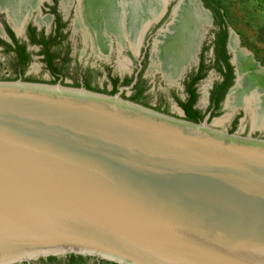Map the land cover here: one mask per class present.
I'll return each instance as SVG.
<instances>
[{
    "label": "water",
    "instance_id": "water-1",
    "mask_svg": "<svg viewBox=\"0 0 264 264\" xmlns=\"http://www.w3.org/2000/svg\"><path fill=\"white\" fill-rule=\"evenodd\" d=\"M199 2L208 31L213 16ZM9 11L0 2L23 34L30 18L18 33ZM113 42L136 55L129 41ZM244 48L240 67L230 58L225 107L240 88L264 91V67ZM61 78L0 79V264L69 254L115 264H264V137L211 126V110L201 121L164 113L123 97L130 86L111 94ZM241 105L233 111L246 115Z\"/></svg>",
    "mask_w": 264,
    "mask_h": 264
},
{
    "label": "rangeland",
    "instance_id": "rangeland-1",
    "mask_svg": "<svg viewBox=\"0 0 264 264\" xmlns=\"http://www.w3.org/2000/svg\"><path fill=\"white\" fill-rule=\"evenodd\" d=\"M59 3V10L62 17L67 21V40L64 44L59 46V52L62 53L66 47H69L70 60L69 64L64 65L59 63L62 67L63 76L61 78V83L64 85H73L80 80L82 70L92 69L95 73L92 83L98 88H110L111 84L109 82V76L107 75L106 69L109 70L115 76H124L125 74H130L135 65L138 62L140 53L143 52L146 43H142L137 49L136 55L128 47H124L122 50L116 45L115 42L112 43V52L107 59L100 58L96 55L93 50V46L90 40H85L83 33L77 30L75 27L76 14L75 9L77 7V0H70L68 8L65 10L62 7V0H57ZM176 1L167 2L166 12L162 15L159 21L155 22L152 27L147 31L146 37L152 42L153 38L156 36L157 28L159 26H164L168 21V16L170 10ZM219 4L223 11L227 15V23L232 31L238 37L242 46L248 48L253 52L254 57L264 66V0H215ZM52 3V0H40L35 11L39 9L40 14L35 16V22L31 19L25 24L32 23L39 29L47 30L48 32L53 26V17L49 13L48 7ZM165 6V8H166ZM48 15L50 19L44 20L39 24L36 19L38 16L44 17ZM46 16V17H48ZM72 20L74 25L72 24ZM0 21H7L5 12H0ZM74 28V29H73ZM214 26H211L203 37L198 58L201 59V55L204 53L206 58V63H210L213 56L212 41L214 39ZM20 40L25 37V32L23 34L17 35ZM4 37L0 36L1 40ZM30 52L32 53V59L30 63L25 68L24 76L26 78L34 79L35 81L55 83L52 82L55 76L50 73L42 57L37 52V47L29 46ZM147 58L144 67V77L148 81L149 88L146 94L141 98L140 103H145V105L155 108L164 113L174 115V116H184V110L179 105L178 99L186 100L187 94L185 90V84L190 78V75L195 73L198 68V62H190L186 66L182 73V77L176 84L170 85L164 79L160 71V60L159 57L152 53V59L150 58V44L146 48ZM231 56L232 53L230 52ZM156 56V57H155ZM15 58L11 53H5L0 45V79H17L18 76L16 68L14 67ZM121 62V63H120ZM125 64L126 68L121 69L120 64ZM192 64V65H191ZM188 68V69H187ZM17 77V78H16ZM221 75L214 69L210 68L206 72L204 78H202L196 85L198 92V99L195 107L201 112H205L209 106V94L213 84L219 80ZM59 81V79L57 80ZM56 81V82H57ZM208 84L206 95L204 94V87ZM127 95L131 94L130 90H127ZM208 96V99H207ZM128 98L127 96H124ZM205 99V100H204ZM244 115L243 111L237 112L228 109L224 105V100L218 110L217 115L209 118V123L211 126L224 129L226 131L233 130L239 135L264 137L263 129H253L251 118H249V113ZM237 118V119H236ZM236 119V121H235ZM235 122V123H234ZM232 131V132H233ZM97 260L84 259L80 264H94ZM104 264H115L112 262H105ZM32 264H46L44 259L34 262ZM55 264H68V258L66 256H58V261Z\"/></svg>",
    "mask_w": 264,
    "mask_h": 264
},
{
    "label": "bare ground",
    "instance_id": "bare-ground-1",
    "mask_svg": "<svg viewBox=\"0 0 264 264\" xmlns=\"http://www.w3.org/2000/svg\"><path fill=\"white\" fill-rule=\"evenodd\" d=\"M68 1L70 0H62L64 9L68 8ZM168 1L173 0H80L81 6L76 9V17L73 20L76 29L83 33L84 39L92 40L96 55L106 58L112 52L111 41L113 39L120 45L129 41L131 46L137 50L146 27L151 21L164 14ZM174 1L177 5L172 12L171 21L155 37L151 50V56L153 53V56L155 54L159 57L161 63L159 69L164 73L165 80L170 85L178 82L190 62L198 61L199 47L207 32L206 23L209 18L207 11L199 8V0ZM0 2L7 5L10 10L11 24L18 32L23 22L28 20L37 8L39 0H0ZM44 20H48V17H38L39 22L42 23ZM229 49L234 55L235 66L240 67L241 62H246L245 51L247 50L241 45L233 31ZM248 51V56L251 57L249 60L253 66L262 65L255 57H252L253 54L249 49ZM119 66L121 69L126 68L123 63ZM207 88L208 84L204 87L205 95ZM240 104H243L241 106L245 112L250 114L252 128L263 129L264 91L255 93L252 89L240 88L230 93L226 107L234 110Z\"/></svg>",
    "mask_w": 264,
    "mask_h": 264
},
{
    "label": "trees",
    "instance_id": "trees-1",
    "mask_svg": "<svg viewBox=\"0 0 264 264\" xmlns=\"http://www.w3.org/2000/svg\"><path fill=\"white\" fill-rule=\"evenodd\" d=\"M55 4L53 6V13L56 16V21L58 22V27H63L67 25L66 22H61V14L57 9V0H54ZM204 6L209 9L213 16V24H214V39L212 41V48H213V56L211 58L210 63H206V58L204 56V53L201 55V59L198 65V68L195 73L190 75L189 81L186 85V92H187V99L186 100H180L178 99L179 105L184 109L185 117L187 119H190L192 121H201L206 113L211 110V117L217 115L218 110L221 106V102L224 100L227 91L234 83V66L230 62L231 55L227 50V41L229 36V25L227 23V15L223 11L222 7L215 2V0H202ZM36 28L32 25L29 26V37L30 40L34 43H42L44 46V49H42V53L45 54L44 61L47 64V67L54 73L55 79L52 82H56L60 76L56 74V71H61L62 67L59 66L58 61H54L55 58L58 57L57 53H50L49 48V41L43 37L40 39H37L35 37L34 31ZM7 31L10 35V37L13 39L14 43H9L5 40L0 39V43L5 45V51H15L16 56L14 61V67L17 68L19 65H23L22 69L23 71L29 64V56L25 52L24 45L18 43V38L15 35V32L12 30L11 27L7 26ZM60 36L65 37V34L60 33ZM55 36V43H59L60 41L56 40ZM51 41V40H50ZM64 61H69L70 57L66 55V58L64 57ZM63 63H61L62 65ZM214 68L220 75L221 79L217 80L212 89L210 90V103L205 112H201L199 109L195 107V104L198 99V92L196 85L197 83L204 78L206 72L208 69ZM63 75V74H62ZM17 78V77H16ZM26 80H34L31 78L23 77ZM9 79V78H5ZM118 79L115 78L114 81L116 82ZM130 79H127V82H129ZM74 86H80L79 81L74 84ZM86 88L91 90H97L105 93H116L117 89L114 88L111 91H105L101 89L91 88L89 85V82L86 83ZM141 98L143 96L141 93L134 94L132 97H129V99L140 102ZM145 104V103H144ZM237 119V118H236ZM235 119V121H236ZM235 123V122H234ZM233 130H231L232 132ZM68 258V264H80L84 259L85 256L83 255H77V254H69L67 255ZM58 261V256H47L44 258V262L46 264H55ZM94 264H104L103 261H96Z\"/></svg>",
    "mask_w": 264,
    "mask_h": 264
},
{
    "label": "flooded vegetation",
    "instance_id": "flooded-vegetation-1",
    "mask_svg": "<svg viewBox=\"0 0 264 264\" xmlns=\"http://www.w3.org/2000/svg\"><path fill=\"white\" fill-rule=\"evenodd\" d=\"M40 1V0H39ZM42 1V0H41ZM58 2V1H57ZM55 4V1L52 0V3L49 5L48 7V10H49V13L51 14V17H53V26H52V29L48 32L47 30H42V29H39L37 28L36 26H34L32 23H28L26 25V29L24 30L25 32V37L23 38V40H20L18 38V36L16 35V37L18 38V43L19 44H23L24 45V49H25V52L28 54L29 56V59L31 61L32 59V53L30 52V49H29V46H35L37 47V52L39 53V55L42 57V60L44 61V57H45V54L42 53V49H44V46L42 43H36V42H32L30 40V37H29V26L32 25L36 28V30L34 31L35 33V37L37 39H40L42 38L44 35V38L47 39V41H49V48H50V53H57L58 54V57L54 59V61H58L59 63H63L64 65H67V63L69 61H64L66 59H64V57L66 58V55L68 57H70V52H69V47H66L64 49V51L62 53L59 52V46H61L62 44H64L67 40V25L63 26V27H58V22L56 21V16L54 15L53 13V6ZM57 9L58 11L60 12L59 10V3H57ZM38 11H34L32 12L30 18L34 20V23L37 24L35 22V16L37 14H40V11L39 9H37ZM66 10V9H65ZM61 14V13H60ZM42 16V15H41ZM41 16H38L39 18H44V17H41ZM48 16V15H46ZM45 16V17H46ZM38 17L36 18L38 20ZM48 18L50 19V16H48ZM61 22H66L67 21L62 17L61 15ZM39 22V21H38ZM39 24H41V22H39ZM68 24V23H67ZM38 25V24H37ZM73 25H74V22H73ZM3 26H4V30L6 32V35L5 36H1V37H4L3 39L9 43H14L13 39L10 37L8 31H7V26L11 27V25L6 22V21H3ZM40 25H38L39 27ZM12 28V27H11ZM13 30V28H12ZM16 30V29H15ZM21 30V29H20ZM20 30L18 32H20ZM14 31V30H13ZM17 31V30H16ZM15 32V31H14ZM62 32V34H65V37H62L60 36V33ZM55 36L56 37V40L57 41H60L59 43H55ZM84 36V35H83ZM150 36H147L145 35V38H144V43L147 42L148 38ZM51 40V41H50ZM87 40H90L92 42V40L90 38H88ZM0 45L2 46V50L5 52V53H11L13 55V57L16 56V52L15 51H5V45L0 43ZM145 45V44H144ZM108 57L104 58V59H107ZM147 58H149V56L147 57V50L145 52V48L143 49V52L140 53V56H139V59H138V62L133 65L134 69L133 71L130 73V74H125L124 76H115L113 75L112 73L109 72L108 69H106L107 71V75L109 76V82L111 84V87L108 88H98L97 86H95L93 83H92V79L94 78V75L96 72H94L92 69H84L82 70V74H81V77H80V80H79V83L80 85H83L86 87V83L87 81L89 82V85L91 86V88H96V89H101V90H105V91H111L112 89L116 88L117 91L122 87V86H130L129 89H125L124 92H123V95L124 96H127L128 98L129 97H132L134 94H137V93H141L142 96H144L146 94V92L148 91V88H149V84H148V81L145 79L144 77V67H145V63H146V60ZM29 61V63H30ZM45 62V61H44ZM46 64V62H45ZM69 64V63H68ZM22 66L23 65H19L17 68H16V72L18 74V76H22V77H25L24 76V73H25V70L23 71L22 69ZM47 66V64H46ZM48 68V67H47ZM48 70L50 71V73L52 75H54V73L48 68ZM161 71V70H160ZM163 77H164V73L161 71ZM56 74H58L60 76V78L64 75L63 74V71L61 69V71L57 70L56 71ZM63 74V75H62ZM59 78V79H60ZM117 78L118 80L115 82L114 79ZM127 79H130L129 82H127ZM165 79V77H164ZM221 79V77H220ZM219 79V80H220ZM189 81V79H188ZM187 81V82H188ZM187 82L185 84V90H186V85H187ZM168 83V82H167ZM75 83H73L74 85ZM214 85V84H213ZM213 87V86H212ZM212 89V88H211ZM127 90H130L131 91V94L130 95H127ZM187 94V92H186ZM209 97H210V94H209ZM225 99V98H224ZM223 102V101H222ZM221 102V103H222ZM209 103H210V98H209ZM196 105V104H195ZM183 109V108H182ZM184 110V109H183ZM25 264H30L28 262H25Z\"/></svg>",
    "mask_w": 264,
    "mask_h": 264
}]
</instances>
